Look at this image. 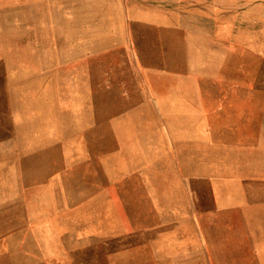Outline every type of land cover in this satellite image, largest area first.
Listing matches in <instances>:
<instances>
[{"label":"rangeland","instance_id":"374dc122","mask_svg":"<svg viewBox=\"0 0 264 264\" xmlns=\"http://www.w3.org/2000/svg\"><path fill=\"white\" fill-rule=\"evenodd\" d=\"M251 109L264 0H0V264H264L213 157Z\"/></svg>","mask_w":264,"mask_h":264},{"label":"crops","instance_id":"0c3cea01","mask_svg":"<svg viewBox=\"0 0 264 264\" xmlns=\"http://www.w3.org/2000/svg\"><path fill=\"white\" fill-rule=\"evenodd\" d=\"M236 117V123H235V134L237 135V138H235L232 142L233 146L230 149V146L226 140L220 141L219 140V153H216L213 157H219V190H222L223 193H221V198L219 196V203L222 202L223 204H232L234 206H239L241 203V200L247 201L249 203H253L254 205H258L259 203L264 202V197L259 194H245L244 192L239 194V190H245L246 188L250 187V183L244 180H241L239 174H240V167L244 166L245 161H248V164L250 163V160L254 159H264V127L261 130L255 129L253 126V121L256 118L255 112L251 109L248 111L247 114L245 113H235L233 115ZM215 145L211 146V148L215 149ZM210 148V149H211ZM223 150L225 152H222L220 150ZM230 150H235V153H229ZM193 156V155H192ZM200 156V155H199ZM208 157V155H205ZM201 157V156H200ZM228 158H234L236 159V167L233 169H224L220 168L222 160L228 159ZM242 159V160H241ZM246 159V160H244ZM264 164V161H263ZM243 172V171H242ZM248 173H251L248 171ZM264 183V181H263ZM228 191H231L230 193ZM228 217L226 215L223 217V220ZM233 219L238 220V218ZM236 220H231V222H234ZM228 221V220H226ZM252 222H257L253 226L255 227V232L258 231V233L251 230V233H249L250 236H253L255 239L263 238L264 239V217H257ZM252 226V225H251ZM233 230V226H232ZM250 231V230H249ZM252 232L254 234H252ZM252 234V235H251ZM230 236H237L235 234H229ZM255 241V245L258 244ZM255 249L257 250V253H264V246L261 247L259 245L255 246Z\"/></svg>","mask_w":264,"mask_h":264},{"label":"bare ground","instance_id":"6f19581e","mask_svg":"<svg viewBox=\"0 0 264 264\" xmlns=\"http://www.w3.org/2000/svg\"><path fill=\"white\" fill-rule=\"evenodd\" d=\"M122 10V9H121ZM122 13V12H121ZM124 13V12H123ZM123 19V18H122ZM29 51H32V49H28ZM39 53H40V55H38L39 56V58H36V57H30V62L31 61H33L34 59L36 60H40V59H47L46 58V56L43 54V51H42V46H41V50H40V48H39ZM47 55V54H46ZM25 56H26V58L29 56V53L26 51V54H25ZM64 59V56L62 55L61 56V59ZM40 62V61H39ZM54 76H47V75H42V76H39V79H38V84H39V82L41 81V80H44V79H46V80H48L49 82H50V84L51 83H53L54 81H53V78ZM36 77H34L33 78V80L35 79ZM30 79H32V78H30ZM32 80V81H33ZM38 84H36V86L38 85ZM32 86H34V85H32ZM24 87V86H23ZM37 87H39V86H37ZM36 88V87H35ZM26 88L24 87V90H25ZM38 89V88H37ZM44 103V102H43ZM139 110H142L143 111V109H139ZM138 111V110H137ZM140 115H142V114H140ZM139 115V116H140ZM142 117V116H141ZM139 120V119H138ZM57 248V247H56ZM116 261V260H115Z\"/></svg>","mask_w":264,"mask_h":264}]
</instances>
